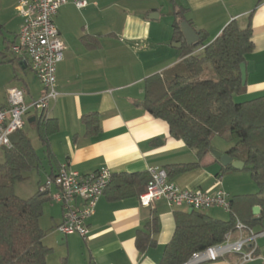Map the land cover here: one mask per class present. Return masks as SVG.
Returning <instances> with one entry per match:
<instances>
[{
    "label": "crops",
    "instance_id": "0c3cea01",
    "mask_svg": "<svg viewBox=\"0 0 264 264\" xmlns=\"http://www.w3.org/2000/svg\"><path fill=\"white\" fill-rule=\"evenodd\" d=\"M18 1L13 0L12 8L9 7V21L0 23L1 35L14 57L9 63L19 62L25 74L15 77L20 81L16 87L26 91V103L31 104L43 95L44 88L30 67L22 64L11 51L22 24L16 10ZM83 1L87 6L77 9L85 11L91 7L86 12L88 16L73 18V4L68 1L55 18L66 50L57 68L59 95L46 118L56 120L58 130L50 136L47 148L38 140L36 130L27 126L39 142L35 146L32 141L40 159L35 169L42 173L40 184L30 197L64 164L81 174L105 168L113 174H134L148 172L154 166L165 168L197 162L196 152L173 139L168 124L143 107L145 80L182 60L181 49L174 47L182 41L173 40L172 27L175 15L181 10L196 32H205L206 44L214 41L232 21L243 28L251 23L254 47L245 61L246 91L234 99L244 103L264 95V0H168L171 13L165 18L159 0H149L150 3L145 0ZM26 70L32 76H27ZM6 106L7 94L0 110ZM93 114L99 116L100 132L90 135L83 119ZM36 116L40 114L31 112L29 120ZM229 148L228 145L215 147L223 153ZM224 167L211 153L199 168L171 181L181 189L211 194L223 190L230 200L258 192L244 168L224 171ZM56 192L55 186L47 191L50 199L44 204L40 219V226L46 231L43 242L53 250L47 264H159L175 232V211H189V208L173 210L164 200L150 207L142 206L139 197L113 200L108 192L88 220L89 235L86 238L66 235L59 246L58 226L63 221V208L51 199ZM255 207L260 208L259 214L253 213L260 222L254 231L261 232L264 231V205ZM218 209L221 208L213 207L207 214L228 221L214 215ZM155 218L159 230L151 236L157 245L141 252L136 245L137 233L148 232ZM209 264H239V259L230 254ZM245 264H264V237L258 240L257 259Z\"/></svg>",
    "mask_w": 264,
    "mask_h": 264
},
{
    "label": "trees",
    "instance_id": "16d2710c",
    "mask_svg": "<svg viewBox=\"0 0 264 264\" xmlns=\"http://www.w3.org/2000/svg\"><path fill=\"white\" fill-rule=\"evenodd\" d=\"M183 13L181 10L175 15L172 25L173 40L183 42L182 60L162 74L145 80L143 107L168 124L173 139L196 152L197 162L168 165L164 169L172 180L199 168L215 149V137H219L234 143L225 154L245 164L243 170L250 172L258 192L232 197L228 221L214 219L206 212L175 211V232L159 264H187L193 254L224 243L228 233L235 234L237 221L254 230L260 221L256 220L253 208L264 205V95L244 103L234 99L246 91L240 66L253 51L252 25L249 23L243 28L232 21L208 44L205 32L198 31L199 43L188 46L181 32V22L186 21ZM186 22L192 27L190 21ZM208 66L212 67L216 78L205 77ZM83 121L88 134L100 132L97 114L85 116ZM28 125L48 148L50 136L58 130L56 120L40 115ZM25 129L11 136L12 148L2 149L0 264H47L53 251L44 244L46 231L40 226L44 204L50 199L48 193L40 190L29 198L15 193V184L26 180V173L37 168L40 160ZM226 170L236 171L231 165L224 167ZM150 178L149 172L113 174L105 193L110 192L113 200L139 197ZM149 227L148 232L139 230L137 233L136 245L141 252L157 245L155 237L151 236L159 230L157 218Z\"/></svg>",
    "mask_w": 264,
    "mask_h": 264
},
{
    "label": "built area",
    "instance_id": "2783aa9c",
    "mask_svg": "<svg viewBox=\"0 0 264 264\" xmlns=\"http://www.w3.org/2000/svg\"><path fill=\"white\" fill-rule=\"evenodd\" d=\"M74 3L78 8L87 6L86 1ZM66 4L68 0H19L17 3L16 10L22 24L11 51L35 73L44 93L38 100L27 104L24 89L11 87L7 90V106L0 110V149L12 148L11 136L26 128L31 112L47 116L51 104L58 98L57 68L64 60L66 48L55 18ZM148 172L150 181L145 192L139 196L144 207L164 200L173 210L189 208L206 212L220 207L230 211V198L223 190L211 194L203 190L181 189L169 179L164 168L154 166ZM112 176L113 173L107 168L81 174L72 170L69 164H64L47 180L41 190L47 192L55 186L57 192L51 195V199L63 208V221L58 226L60 233L78 234L83 238L89 235L88 220L95 215ZM236 230L235 234L226 235L224 243L193 254L187 264L215 262L230 254L238 256L239 264L255 261L258 240L264 237V231L255 232L240 221H237Z\"/></svg>",
    "mask_w": 264,
    "mask_h": 264
},
{
    "label": "rangeland",
    "instance_id": "374dc122",
    "mask_svg": "<svg viewBox=\"0 0 264 264\" xmlns=\"http://www.w3.org/2000/svg\"><path fill=\"white\" fill-rule=\"evenodd\" d=\"M68 1H70L71 4H73V9H72V11H74L72 13L73 18L81 19L83 16H88L86 12H89L92 10L90 9L91 8L90 7L88 9L89 11L88 10L80 11L77 9V6L74 5L73 3L74 0H68ZM78 1H83V0H78ZM87 1L90 3L91 0H87ZM145 1H148L150 3L149 0H145ZM13 3H14L13 0H0V23L9 21V7L12 8ZM158 4H159V7L163 11V17L164 18L167 17L166 15H169L171 13V6L168 0H159ZM13 58H14L13 55L11 54V52L9 53V49H7L6 44L4 43L3 35H0V103L5 101L7 89L9 87L20 86V81H17L15 77H18V76L22 77L25 75L19 62H16L14 65L9 63V60L10 59L12 60ZM13 67L15 68V70L13 69ZM25 73L29 77L32 76V73L30 70H26ZM205 77L209 79L216 78V75L211 66H208V70H207ZM26 131L28 135L30 136V138L32 139L34 145L38 146L39 142L34 132L29 127H26ZM213 144L215 147H221L223 145H228L229 147H232L234 145V143H227L219 137H215ZM39 152L40 154H42L40 150ZM3 163H4V152L2 149H0V164H3ZM38 172H41V171L39 169H34L26 173V176L28 178L24 181H20L15 184L14 188H15V193L17 196L21 198H28L30 197V195L34 193L35 189H37L38 185L40 184L39 176L40 174L42 175V173L39 174ZM245 174H247L246 176H248V180L249 178L252 179L249 171H245ZM253 183L256 185L254 181ZM217 211L218 212L214 214L217 217H222V218L224 217V219L231 218V214L227 210L221 208V209H218ZM233 240H236V238H233ZM209 263L211 262H206L204 264H209Z\"/></svg>",
    "mask_w": 264,
    "mask_h": 264
},
{
    "label": "water",
    "instance_id": "95a60500",
    "mask_svg": "<svg viewBox=\"0 0 264 264\" xmlns=\"http://www.w3.org/2000/svg\"><path fill=\"white\" fill-rule=\"evenodd\" d=\"M181 32L183 33L185 42L188 46L197 45L199 43L200 38H199L198 33L186 21L181 22ZM182 46H183V42H178L174 44L175 48L181 49ZM240 69H241L242 84L245 85L246 84V64L242 63L240 66ZM34 120H35L34 118L30 119L29 123H32ZM211 153L225 167L231 165L232 168L235 170H242L245 167V164L243 162L234 161L230 156H228L227 154L219 150L213 149ZM259 211H260L259 207H254L253 213L255 215L259 214ZM189 212L190 213L193 212V209H189ZM65 239H66V235L61 233L58 236V245L61 246L62 245L61 241H64Z\"/></svg>",
    "mask_w": 264,
    "mask_h": 264
}]
</instances>
